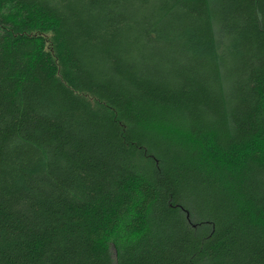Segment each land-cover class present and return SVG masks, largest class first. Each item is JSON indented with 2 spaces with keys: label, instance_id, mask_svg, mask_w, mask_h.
I'll return each instance as SVG.
<instances>
[{
  "label": "trees",
  "instance_id": "16d2710c",
  "mask_svg": "<svg viewBox=\"0 0 264 264\" xmlns=\"http://www.w3.org/2000/svg\"><path fill=\"white\" fill-rule=\"evenodd\" d=\"M0 264H264V0H0Z\"/></svg>",
  "mask_w": 264,
  "mask_h": 264
},
{
  "label": "bare ground",
  "instance_id": "6f19581e",
  "mask_svg": "<svg viewBox=\"0 0 264 264\" xmlns=\"http://www.w3.org/2000/svg\"><path fill=\"white\" fill-rule=\"evenodd\" d=\"M51 40V39H50Z\"/></svg>",
  "mask_w": 264,
  "mask_h": 264
}]
</instances>
